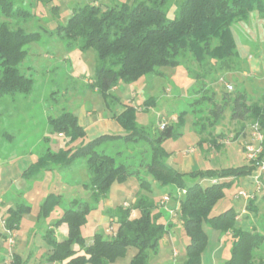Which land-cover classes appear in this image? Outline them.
<instances>
[{
	"label": "trees",
	"instance_id": "obj_1",
	"mask_svg": "<svg viewBox=\"0 0 264 264\" xmlns=\"http://www.w3.org/2000/svg\"><path fill=\"white\" fill-rule=\"evenodd\" d=\"M167 2L124 0L105 7L84 4L73 10L66 24L58 27L59 37L69 49L75 47L83 53L89 50L95 53L92 86L103 95L118 84H131L146 75L160 76V68L176 67L181 58L189 57L202 68L209 65L205 73L213 67L216 72H224L222 76L242 71L233 26L247 20L252 12L264 15V0H181L172 17L166 14ZM26 15H29L28 11L13 9L9 0H0L1 17L11 19L22 16L25 19ZM39 39L38 32H27L21 27L11 28L0 22V99L5 95L27 94L31 91L33 79L20 72L19 65L26 58L27 46ZM226 79L228 77L220 81ZM238 86L233 93H223L222 103L212 101L211 97L208 99L213 105L210 112L216 123L223 118L225 107L229 105L231 121L256 125L262 134L258 158L236 167L180 172L167 164L170 153L163 144L181 135L179 129L184 124L185 111H180L176 124L165 125L154 136L148 135L138 126V109L133 106H125L112 116L124 130L127 140L134 141L136 137L149 143L152 155L147 170L152 180L159 187L184 190L178 196L177 218L188 243L185 259L177 264L202 263L201 255L207 244L202 227L204 221L213 229L229 235V256L221 264H254V252L264 242L262 234L236 225L238 217L234 208L210 217L213 207L226 196L225 190L232 186L234 180L252 175L258 170L257 163L264 162V90L259 97L252 99L241 83ZM212 95H215L213 89ZM154 102L155 98L149 96L141 110H147ZM49 126L51 134H61L67 138L65 147L56 152L47 148L22 170L20 176L23 179H36L42 172L52 170L53 165L58 167V171L66 170L76 161L83 160L87 182H83L82 186L87 190V197L96 204L107 197L112 184H123L133 177L128 165L117 163L114 156L98 150L104 142L120 139L123 135L102 134L86 141V129L79 123L77 116L69 111H62L60 116L50 119ZM218 138L221 136L211 140L212 146H220ZM76 142L78 146L72 147ZM206 179H212L211 183L203 186L200 181ZM138 180L139 189L148 185L145 179ZM168 194L172 195V192L169 190ZM61 202V195L47 193L39 206L38 217L49 218ZM255 202L254 195L253 199L246 201L247 209L255 212ZM160 207L143 195L131 207L116 206L113 209L117 220L113 237H106L99 232L93 236L92 244L86 246L82 229L93 207L89 201L73 199L52 223L54 228L65 223L66 237L56 241L53 233H45L44 240L51 247L47 261L113 264L125 257L129 248H134L136 252L129 264H149L150 255L157 254L159 241L170 229L162 220L163 210ZM133 210L139 212L135 218H131ZM30 211L31 206L25 201L7 207L3 214V229L19 230L23 216ZM7 238L5 231H0V248ZM76 247L83 250V254L77 255Z\"/></svg>",
	"mask_w": 264,
	"mask_h": 264
},
{
	"label": "rangeland",
	"instance_id": "obj_2",
	"mask_svg": "<svg viewBox=\"0 0 264 264\" xmlns=\"http://www.w3.org/2000/svg\"><path fill=\"white\" fill-rule=\"evenodd\" d=\"M9 1L13 9L28 11L29 15H26L25 19L22 16L11 19L0 16V22L8 24L11 28L21 27L27 32H38L40 39L27 46L26 58L19 65L20 72L33 79L31 91L27 94L5 95L0 99V231H4L2 220L6 208L25 201L34 207L35 217L26 215L21 221L22 230L25 231L28 223L34 220L38 228L35 233L45 235L47 225L52 226L63 210L69 206L70 201L80 199L89 201L93 207L88 215L91 222L93 218L100 215L105 216L106 227L98 232L106 237H113L117 223L113 209L116 206L131 207L137 198L143 195L161 206L162 220L171 229L159 241L157 254L150 255V264H161L164 263L163 260L166 262L164 264L182 262L186 257L188 238L178 222V210L170 214L167 207L177 206L178 196L182 195V192L169 186L154 188L155 182L147 170L152 155L148 142L136 137L134 141H129L125 138L127 136H124L123 130L120 134L123 137L106 141L98 147V150L114 156L117 163L128 165L133 177L128 178L123 184H112L107 197L100 199L96 204L87 197V190L82 186L83 182H87L86 166L83 160L76 161L66 170L58 171V167L53 165L52 170L42 172V175L36 179L26 180L20 175L28 162L30 160L33 162L47 148L56 152L65 147L67 138L61 134H51L49 126V120L60 116L62 111H69L76 115L80 124L83 123L85 114H92L89 121L95 123L96 128L90 127L87 119L84 121L87 131L85 140L88 141L104 134L99 129L101 119L104 117L112 119V116L125 106L138 109L136 122L151 136L159 132L161 125L176 124L180 111H185L187 115L184 116V124L179 129L181 135L165 141L163 147L170 153V156H178L182 153L192 157L196 156L195 169L229 168L243 165L245 162L241 141L234 140L235 135L240 134V129L247 128L250 131L247 132L246 140L256 144L257 142L255 143L252 137L251 124L246 122L243 125L231 121L229 105L225 107L223 118L216 123V119L210 112L213 105L208 100L211 97L212 101L222 103L223 93L228 91L227 84L233 87V90L229 92L233 93L235 88L238 89L240 86L237 87L239 79L236 73H228L224 77L222 76L224 72L214 71L215 67H213L214 70L211 69L205 73L209 65L202 68L189 57L181 58L180 64L176 67L160 68L162 72L160 76L146 75L131 84H118L108 94L103 95L92 86L96 63L95 53L92 50L83 53L75 47L67 48L65 41L59 37L58 27L66 24L73 10L79 6L95 4L105 7L124 0ZM180 1L168 0L166 4L168 17L173 16ZM226 77L228 79L220 81ZM216 79H218L217 82ZM255 84L256 82L253 83L252 88L257 90ZM259 95L260 93L255 92L250 93L248 97L256 99ZM149 96L155 98V102L147 110H141ZM220 124L226 132L221 136L226 146L223 150L216 152V146H212L211 140L216 139V128ZM78 144L76 142L72 147ZM192 151L195 153H190ZM40 178L43 181L36 183V180ZM138 178L145 179L148 185L139 189ZM211 180H201L200 183L207 186ZM34 183L42 187L43 191L48 189V193L53 192L62 196L60 206L55 208L49 218L38 217L39 201L37 199L26 200L23 197L26 188ZM151 187L155 190L152 191ZM236 189V187H230L225 190L226 196L216 203L210 217L217 216L228 208L241 209L244 201L242 199L233 200ZM169 190L172 195L168 194ZM256 195L262 197L264 189L261 188ZM164 196H168L169 200L161 205ZM108 199L110 202L108 201L107 204ZM250 217L252 221L244 227L264 236V208L255 212L249 210ZM170 221L173 223L170 224ZM236 225L239 226L238 222ZM202 227L207 237V244L201 255V264H221L229 256L231 245L229 235L213 229L207 221L202 223ZM53 228H50L51 233L54 231ZM89 228L91 227L87 221L82 229L85 238L91 236ZM8 248L7 242L1 243L0 264H4L5 249L8 251ZM75 249L80 251L77 247ZM163 250L167 254L161 260ZM135 252L134 248H129L125 257L118 259L115 264H129ZM7 260H9L8 257ZM254 264H264V242L254 252Z\"/></svg>",
	"mask_w": 264,
	"mask_h": 264
},
{
	"label": "crops",
	"instance_id": "obj_3",
	"mask_svg": "<svg viewBox=\"0 0 264 264\" xmlns=\"http://www.w3.org/2000/svg\"><path fill=\"white\" fill-rule=\"evenodd\" d=\"M233 35L236 42V49L238 52L239 59L242 61V72L236 73L235 75L238 77V82L242 84L243 88L246 90L247 94L250 93L254 94L255 92L260 93L264 90V15L259 14L258 12H252L248 19L245 21L238 22L235 25V28H233ZM256 82V89L252 88L253 83ZM123 110V109H122ZM122 110H119L117 113L121 112ZM88 114V113H87ZM91 113L88 115H84L83 117V123L81 124L85 128V120H88V124L90 127L96 128L95 123L92 121H89L91 118ZM78 118V117H77ZM79 121V119H78ZM101 124L99 126V129L104 134H116L120 135L123 132L122 127L112 118L109 119L108 117H104V119H101ZM250 130L240 129V134L235 135L236 139L234 141H241V148L243 151V160L245 163H247V158L245 156V146L250 143V140H246L247 132ZM225 132L224 128L221 126H217L216 128V137L222 136ZM102 135V134H100ZM252 137L253 131H252ZM217 143L220 144V146H216V152H219L220 150H223L225 148V142L221 138H218ZM230 145V144H229ZM190 151V150H189ZM190 153H195V151H192ZM169 160V161H168ZM194 160H197V157H192L187 155L186 153H182L181 155H174L169 156L167 161L168 165L172 168L180 171V172H190L192 170H196L194 168ZM32 163V160H30L27 164V166ZM25 166V168L27 167ZM24 168V169H25ZM219 169V168H216ZM258 176V180H255V177ZM43 181L42 178L36 180V183H41ZM154 188H158V185L156 183ZM232 187H236V192L233 195V200L242 199V198H236L235 195L238 191L244 190L249 193H253L256 196V202L255 205L257 206V210L264 208V195L262 197H257V193L261 191V188L264 187V172L259 174V171L254 172L250 176H244L237 180H234ZM154 188H150L152 191H154ZM48 189L42 190V187L37 186L35 183L30 185L29 188H26V191L24 192V199H37L39 201V206L44 199V197L47 195ZM243 200V199H242ZM108 200H106L108 204ZM244 201V200H243ZM110 202V201H109ZM247 203L244 201L243 206H241L240 210H236L237 213V222L239 224V227L245 228L244 226L249 225L251 220V217L249 218V210L246 207ZM38 206V211H39ZM178 206V205H177ZM176 205H173L172 207L167 206L169 209L177 210L178 207ZM34 207L31 206V211L28 214H25L23 218L26 215H30L31 217L34 216ZM33 214V215H32ZM101 214V213H100ZM36 215V214H35ZM139 215V212L137 210H133L131 213V218H135ZM22 218V219H23ZM35 219V218H34ZM178 219V218H177ZM89 231L91 233V236L85 238V244L86 246L91 245L93 241V236L96 233H99L98 231L102 228L105 229L106 227V219L105 216H99L97 218H93V221L89 220ZM171 222V221H170ZM173 221L170 223L172 224ZM37 224L34 223V220L28 223L26 230H22V226L20 224L19 230L14 231L15 237H14V245L12 247V253L14 257V262L10 263L9 260H7V249H5V259L4 264H64V262H49L47 261V257L49 256L51 252V247L44 240L43 234L35 233V230H37ZM178 226V225H177ZM50 228H53L52 226L46 227V232L51 231ZM174 228V227H173ZM53 237L56 241H60L67 235V225L62 224L61 226L57 228H53ZM246 229V228H245ZM171 229H169L170 231ZM6 242V241H4ZM78 250V249H77ZM83 254V251H77V255ZM166 251L163 250L161 260L165 258ZM150 260V257H149ZM117 261V260H116ZM116 261L113 263L115 264ZM8 262V263H7ZM164 263H166L163 260ZM161 263V264H164ZM150 264V262H149ZM159 264V263H157ZM176 264V263H175Z\"/></svg>",
	"mask_w": 264,
	"mask_h": 264
},
{
	"label": "built area",
	"instance_id": "obj_4",
	"mask_svg": "<svg viewBox=\"0 0 264 264\" xmlns=\"http://www.w3.org/2000/svg\"><path fill=\"white\" fill-rule=\"evenodd\" d=\"M226 88L228 91H231L233 89L232 85L231 84H227L226 85ZM164 127V125H161V129ZM252 129H253V136H254V141L256 144H253L252 142L251 143H248L246 146H245V156L247 158V160H256L258 158V155L259 153L261 152V146H260V142L262 140V134L260 133V131L258 130L257 126L256 125H253L252 126ZM258 164V170L259 171V174L260 173H263L264 172V162L261 161ZM255 180H258V176L255 177ZM213 183L215 182V180L212 181ZM264 189V187H262ZM182 193H184V190H181ZM236 198H243L245 201H248L250 199H253L254 198V194L253 193H249V192H246L244 190H240L237 192ZM169 199H168V196H164L163 200L161 201V205H163L165 202H167ZM169 212L170 214H173L174 210L172 209H169ZM110 229V228H109ZM5 233L7 234L8 238L6 240L7 244H8V252H7V257L9 259V262L12 263L13 262V253H12V247L15 243L14 241V236H15V232L14 231H9V230H5Z\"/></svg>",
	"mask_w": 264,
	"mask_h": 264
}]
</instances>
